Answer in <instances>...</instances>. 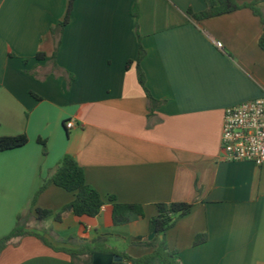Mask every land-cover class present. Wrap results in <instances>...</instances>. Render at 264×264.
Returning a JSON list of instances; mask_svg holds the SVG:
<instances>
[{"label": "crops", "instance_id": "crops-1", "mask_svg": "<svg viewBox=\"0 0 264 264\" xmlns=\"http://www.w3.org/2000/svg\"><path fill=\"white\" fill-rule=\"evenodd\" d=\"M68 1L0 0V137L28 138L0 152V238L23 214L46 242L25 236L0 264H81L66 251L99 239L140 258L152 249L137 238L149 241L156 205L172 202L193 203L165 234L181 264H264V163L220 151L224 110L264 96L260 18L241 8L194 20L188 10L203 11L206 0H73L54 37ZM135 3L145 86L163 102L152 113L136 76ZM54 50L62 74L52 71ZM64 155L103 198L96 216H75L73 193L53 184L29 209ZM108 196L141 204L145 216L114 225ZM34 208L61 211L60 220L37 221Z\"/></svg>", "mask_w": 264, "mask_h": 264}, {"label": "trees", "instance_id": "trees-1", "mask_svg": "<svg viewBox=\"0 0 264 264\" xmlns=\"http://www.w3.org/2000/svg\"><path fill=\"white\" fill-rule=\"evenodd\" d=\"M262 3H264V0H251L250 2L242 3H239L238 0H206V7L203 11L193 13L189 9L188 14L194 20H202L225 13H230L241 8H249L254 13V15L260 18L262 24V33L259 38V46L264 51V12L260 8ZM72 4L73 0H69L63 20L57 25L56 28L51 30L54 37H56V33L61 34L63 27L69 22ZM132 16L135 19V26L137 30V3H135L133 6ZM137 39L138 54L135 60L137 81L145 92L148 101V110L150 113H152L154 109L162 105L163 102L154 99L145 86L144 73L140 67V62L145 55V50L141 45V38L138 34V30ZM54 40L57 47L59 41L56 39ZM55 55L56 50H54L51 56V60L53 61L52 71L54 73L62 74L63 71H61L55 63ZM44 57L45 56L42 53L36 54V59L38 60L44 59ZM129 63H131V61H128L127 65H129ZM69 80H73L72 75L69 76ZM27 142L28 138L25 135L0 137V152L20 148ZM42 145L45 148L44 142H42ZM50 184L62 188L67 192L73 193V200L70 203V207L73 214L77 217H94L100 212V209L104 204L103 198L98 193V191L86 182L82 167L77 164L71 155H64L59 160L48 179L41 183L36 193L30 200L29 209L34 207L38 195ZM107 199L112 203L111 218L114 225L127 224L145 216L144 208L141 204L118 203L115 202V199L112 196H108ZM192 206L193 203L185 202L158 203L156 205L157 214L148 220L149 234L155 232L153 239L149 241H142V238L139 237L137 238L138 241L135 242L136 245L151 248L152 251L140 258H132L126 254L120 253L114 254L121 256L125 263L130 264H181L177 254L168 249L165 241V234L169 229L172 228L177 219L190 213ZM34 213V217L37 221H41L48 217H53L54 220L59 221L61 215V211L54 213L51 210L40 208H34ZM26 224V217L23 214H18L15 226L8 234L0 238V253L7 246L15 245L20 239L29 235L38 237L40 240L46 243L39 234L26 230ZM204 241L205 236L200 235L195 237L193 243L194 245H198ZM102 242L103 240L99 239L95 240L91 244L85 243L80 245L76 250H67L66 253L70 255L74 262H79L81 264H92V256L95 253H99L97 248ZM121 263L122 262L113 264Z\"/></svg>", "mask_w": 264, "mask_h": 264}, {"label": "built area", "instance_id": "built-area-1", "mask_svg": "<svg viewBox=\"0 0 264 264\" xmlns=\"http://www.w3.org/2000/svg\"><path fill=\"white\" fill-rule=\"evenodd\" d=\"M216 46L222 45L216 42ZM73 120L65 123L72 128ZM220 151L228 161L264 163V96L228 106L223 113Z\"/></svg>", "mask_w": 264, "mask_h": 264}, {"label": "water", "instance_id": "water-1", "mask_svg": "<svg viewBox=\"0 0 264 264\" xmlns=\"http://www.w3.org/2000/svg\"><path fill=\"white\" fill-rule=\"evenodd\" d=\"M154 235L155 232L150 233L148 235V240H152ZM122 261V257L116 254L95 253L92 256V264H113L120 263Z\"/></svg>", "mask_w": 264, "mask_h": 264}, {"label": "rangeland", "instance_id": "rangeland-1", "mask_svg": "<svg viewBox=\"0 0 264 264\" xmlns=\"http://www.w3.org/2000/svg\"><path fill=\"white\" fill-rule=\"evenodd\" d=\"M27 227H30V228H33L34 229H38V224H32L31 222H28L27 224ZM97 251L99 253H104V254H114V252H112V250L105 244H101L98 248H97Z\"/></svg>", "mask_w": 264, "mask_h": 264}]
</instances>
